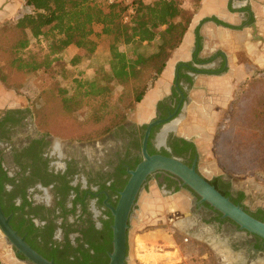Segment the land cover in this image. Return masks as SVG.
<instances>
[{
	"label": "flooded vegetation",
	"instance_id": "af4514ba",
	"mask_svg": "<svg viewBox=\"0 0 264 264\" xmlns=\"http://www.w3.org/2000/svg\"><path fill=\"white\" fill-rule=\"evenodd\" d=\"M11 3L14 4L13 0ZM11 7L8 13L14 12V7ZM5 12L6 5L0 0V18L5 16ZM4 96L2 100L5 103L0 105V162L9 180H4V188L0 190V204L19 233L15 226H19L23 218L28 220L27 224L31 221L39 227L40 230L32 236L36 239L35 244L45 253L58 248L56 255L64 263L76 257L82 260L91 256L109 258L113 215L106 206V200L116 206L119 192L129 177L127 168L133 169L142 159V141L151 122L160 121L151 128L148 150L153 148L156 153L180 157L189 165L196 162L200 171V152L193 140L181 138L171 127L167 128L186 101L180 85L169 98L159 102L158 112L151 120L139 122L128 118L107 135L94 140L62 139L43 131L30 106L22 105L13 95ZM183 140L193 143L195 150L190 148L176 153V146H183ZM3 171L0 170V181ZM155 175L163 178V186L171 189V195L181 189L192 192L181 186L180 180L163 172L151 175L143 190ZM207 179L234 202L243 193L244 196L236 203L243 205L252 215L264 218V210L256 209V206L250 210L245 206L248 198L243 188L239 190L224 176L215 175ZM192 194L193 199L186 197L183 200L191 204L195 218L214 225L230 248L242 253L238 264H255L264 254V240L222 218L221 213L210 208L206 202H200V196ZM25 196L30 204L17 211H6L13 202L22 205ZM21 235L27 240L26 231ZM107 242H110V248ZM94 245L98 248L92 247ZM8 252L11 253L10 250ZM12 252L16 258L24 259L13 247ZM127 254L129 257V232Z\"/></svg>",
	"mask_w": 264,
	"mask_h": 264
},
{
	"label": "crops",
	"instance_id": "0c3cea01",
	"mask_svg": "<svg viewBox=\"0 0 264 264\" xmlns=\"http://www.w3.org/2000/svg\"><path fill=\"white\" fill-rule=\"evenodd\" d=\"M3 1L6 12L0 21L12 12L8 13L11 6L14 10L18 6L15 0L14 4L12 0ZM68 50L78 48L71 45ZM262 79L264 0H201L182 42L171 51L162 72L131 109V115L139 122L151 120L158 112L159 102L169 98L180 85L186 101L170 126L181 138L193 140L200 154H205L206 146H214L216 140L236 137L232 116L238 100ZM226 134L228 138L223 137ZM209 150L213 151V147ZM250 173L252 176L242 184L243 191L248 200L250 196L255 198L256 209L264 210V178L259 177L264 172ZM182 196L188 197L186 193ZM172 207L187 212L174 221V226L191 241L180 242L165 228L156 229L160 234L156 244L150 242L149 233L136 234L130 242L128 264H211L212 257L224 258V264H236V254V258L243 256L230 248L214 225L195 218L190 203L179 199ZM138 237L143 240L140 246ZM198 244L208 250L200 252ZM221 246H225L226 253L221 252ZM5 256L9 264H25L8 251Z\"/></svg>",
	"mask_w": 264,
	"mask_h": 264
},
{
	"label": "trees",
	"instance_id": "16d2710c",
	"mask_svg": "<svg viewBox=\"0 0 264 264\" xmlns=\"http://www.w3.org/2000/svg\"><path fill=\"white\" fill-rule=\"evenodd\" d=\"M24 1L26 5L32 8V13L19 18L10 30L3 29L0 32L2 36L3 32L10 31L3 36L5 39L0 38V78L3 82L10 85L8 72H14L23 79L21 81H25L24 79L29 75L47 66L46 62H38L34 56H30L26 60L18 56L22 50L28 47L30 35L36 38L51 35L55 41L54 52H61L71 45L76 46L79 52L73 58V62L79 63L95 53L98 44L93 37L94 27L96 24H100L103 27V34L112 37L109 48L110 70L106 73V78L98 76L88 82V86L85 87L82 95L88 98L91 95L104 94L106 89H109L107 83L116 81L124 87L119 102H122L126 108L133 109L135 104L143 99L147 89L162 72L171 51L182 42L194 11L201 0H194L195 8L192 11L182 7V0H154L152 3L137 0V15L130 23L122 21V8L120 6L107 5L100 0ZM158 35H160L161 42L157 49L150 54L138 52L128 56L126 51L120 49V45L151 43ZM7 55H11L13 58L10 61L9 57L4 60ZM19 85L22 84L19 83ZM64 101L66 102L64 116L69 117L70 109L77 103V99L71 97ZM238 105L232 116V126L236 127V137L233 136V140H221L220 143L226 146L228 152L225 156L224 154L220 155L221 163L231 171L264 172V79L255 82L252 87L246 89L239 98ZM97 112L99 111L90 114L94 123L102 119ZM51 113L55 112L52 111ZM122 115L115 112L114 117L109 120V124H106L104 130L107 131L113 124L117 123L123 117ZM97 124L93 128H96L100 133L102 125ZM223 137L228 138V135ZM182 142L183 146L179 144L176 146V153H181L190 148L195 150L193 143H188L185 140ZM150 151L156 153L153 148ZM0 170L3 171L1 162ZM4 180H9L5 171L1 176L0 190L4 188ZM243 196L244 194L241 193L236 202ZM27 204L30 202L25 196L22 205H16L13 202L6 211L23 209ZM27 221L23 218L19 226L15 227L21 234L26 231L27 240L45 257L54 259L57 264H107L108 257L93 258L91 256L83 260L76 257L74 260L64 263L56 255L59 251L58 248L49 253L43 252L35 244L36 239L32 238L33 234L40 230L39 227L31 221L27 224ZM25 225L26 227L23 229ZM107 244L110 248V242ZM92 247L98 248L95 245ZM19 256L25 258L21 254Z\"/></svg>",
	"mask_w": 264,
	"mask_h": 264
},
{
	"label": "rangeland",
	"instance_id": "374dc122",
	"mask_svg": "<svg viewBox=\"0 0 264 264\" xmlns=\"http://www.w3.org/2000/svg\"><path fill=\"white\" fill-rule=\"evenodd\" d=\"M15 1L18 6L14 12L8 14L4 20L1 21L0 32L3 29L10 30L19 18H22L25 14L32 13V8L26 5L24 0ZM145 1L147 3L154 2V0ZM182 7L188 11H192V9L195 8V2L194 0H182ZM102 29V25H95L93 37L98 44L96 51L79 63L73 62V58L79 50L71 51L66 48L61 52H54L55 41L51 38V35H48V37L40 36L39 38L30 35L28 47L22 50L18 56L24 60L28 59L30 56H34L38 62H46L47 66L29 75L24 79L25 81H21L23 79L14 72H8L10 76V85L3 82L0 78V105L2 106L5 103L2 100L3 97H5L4 95H13L22 105L30 106L32 115L36 118V122L41 130L51 133L56 137L68 140L99 139L107 135L110 130L117 127L128 118L133 119L131 109L128 107L126 108L122 102H119V97L124 87L116 81H109L107 83L109 89H106L104 94L91 95L88 98L82 95L83 90L88 86V82H91L98 76L106 78V73L110 70L109 48L112 43V37L104 35ZM7 33H10V31L3 32L0 38L5 39L3 36ZM160 42V35H158L151 43L133 44L129 46L120 45V49L126 51L128 56H132L138 52L150 54L157 49ZM6 58L10 61L13 56L7 55L4 60H6ZM14 83L16 84L13 85ZM19 83L22 85H19ZM71 97H76L77 103L72 106L70 109L71 111L67 110L70 111V116H64L66 111V102L64 100ZM6 103L8 104L9 102ZM50 110L55 113H51L52 111ZM94 111H99L97 113L100 114L102 118L96 123L93 122L94 120L90 115ZM115 112L123 114V117L105 131L104 127L106 124H109V120L114 117ZM97 123L102 125V127H100V133H98L96 128H93V126L96 127L98 125ZM168 126L167 128L171 127ZM220 142L221 140H216L214 146H206L207 151L205 152L207 153L205 154L201 151L199 169L202 174L210 179L215 175L226 177L236 188L242 191L244 180L250 178L252 174L250 172L231 171L225 168L221 163L220 155L222 156L224 154L225 156L228 152L226 146L222 145ZM211 147H213V151L209 150ZM206 157L209 158L206 160ZM262 176L263 174H259L260 178H264V176ZM163 183V178H157L155 175L149 180L146 188L142 191L130 219V242L133 241L136 234L149 233L151 237L150 242L156 244V238L158 239L160 236L156 229L160 228L167 229L171 234H174L180 242H188V240H190L187 234H180V231L174 226V221L186 215L187 212L184 209L175 211L172 205L177 200H182L184 198V196H182L184 193L191 199H193L194 195L186 189H181L176 194L171 195L169 192L171 189L165 188ZM247 202V207L250 210L255 209L256 204L253 196H250ZM0 239L2 240L0 242L2 244V246L0 244V264H9L6 260L5 253L10 250L14 255V252H12V247L8 245L1 236V232ZM142 241L140 237L137 238L139 246L142 245ZM162 242L164 241L162 240ZM189 246L190 245H188L186 249H189ZM215 247L219 252L220 248H218V246ZM182 248H184V246ZM198 248L200 252L206 249L208 250V247L204 244H198ZM221 248V252H223V254L226 253L224 250L225 246H221ZM236 256L235 260L236 264H238L241 258H236ZM210 261L211 264H224V258L218 260L212 257ZM255 264H264V254Z\"/></svg>",
	"mask_w": 264,
	"mask_h": 264
},
{
	"label": "water",
	"instance_id": "95a60500",
	"mask_svg": "<svg viewBox=\"0 0 264 264\" xmlns=\"http://www.w3.org/2000/svg\"><path fill=\"white\" fill-rule=\"evenodd\" d=\"M162 121V120H161ZM154 121L146 129L142 141V159L132 169L127 168L128 180L119 192L116 206L108 203L113 215L112 250L109 252L107 264H125L128 260L127 241L130 230V216L137 203L149 177L157 172L169 174L180 180L181 186L187 187L200 196V202H206L210 208L221 213L226 218L237 224L241 230L257 235L264 240V218H258L248 212L243 205L234 202L229 196L223 194L214 184L200 173L196 162L192 165L185 163L182 158L163 153H150L148 150L149 137ZM0 204V232L6 243L15 248L25 258V264H57L54 259H49L37 251L21 235L10 222Z\"/></svg>",
	"mask_w": 264,
	"mask_h": 264
},
{
	"label": "built area",
	"instance_id": "2783aa9c",
	"mask_svg": "<svg viewBox=\"0 0 264 264\" xmlns=\"http://www.w3.org/2000/svg\"><path fill=\"white\" fill-rule=\"evenodd\" d=\"M107 5L120 6L122 8V21L130 23L137 15V0H101Z\"/></svg>",
	"mask_w": 264,
	"mask_h": 264
}]
</instances>
